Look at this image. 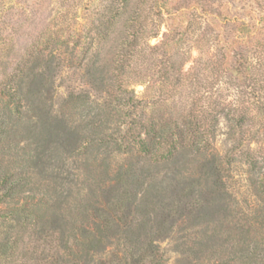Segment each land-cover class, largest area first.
Wrapping results in <instances>:
<instances>
[{"label": "rangeland", "instance_id": "rangeland-1", "mask_svg": "<svg viewBox=\"0 0 264 264\" xmlns=\"http://www.w3.org/2000/svg\"><path fill=\"white\" fill-rule=\"evenodd\" d=\"M154 1L131 0L115 32L108 40H101L95 33L90 37L93 30H89L98 24L111 0H0V79L28 63L48 43L49 48L51 44L60 45L69 34H77L74 40L81 45L92 40L93 46L81 64H54V85L47 92L48 114L66 118L70 128L79 130L82 112L74 107L69 94L89 95L93 100L109 98L103 91L96 92L85 73L98 51L105 59L116 56L124 32L133 30L127 27L126 18L137 10L140 18L135 26L143 36L146 59L171 57L176 71L170 80H162L146 60L142 62L145 76L139 82L135 78L130 81L136 94L147 101L146 116L165 113L166 120H174L183 111L192 110L196 125L208 127L215 122L211 145L221 162L218 184L209 185V200H199L198 196L191 200L198 207L203 205L205 209L199 208L202 214L181 218L170 236L159 243L164 253L162 264H264V199L256 185L257 173L246 156L247 152L257 159L264 156V124L254 125L256 142L250 139L253 136L248 125L233 128L222 112L229 107L252 108L256 101L264 100V96L260 98L264 93V43L258 44L263 30H253L244 37L239 30L242 23L250 28L264 27V0H159L158 6L163 4L161 1L168 3V8H160L161 12ZM51 33L57 42L48 40ZM164 47L168 48L166 57L160 55ZM59 53L63 57L62 50ZM224 59L229 64L236 59L244 63L242 76L223 72L219 67ZM257 83L262 90H257ZM154 101L158 102L153 106ZM29 119H14L8 124L0 167L7 173L29 174L36 187L49 189L52 203L58 202L55 210L63 219H91L87 200H104L103 189L111 184L116 169L136 156L129 152V146L119 150L113 141L126 142L131 124L126 119L113 123L111 127L121 130L122 136L102 137L104 142L98 140L99 151L97 143L86 148L95 136L82 140L87 130L82 127L74 134V143L72 136L55 134L37 156V146L27 133ZM189 156L187 165L181 166L191 167L187 172L193 173L199 157ZM214 197H218L220 212L209 217L205 211L210 210L206 208Z\"/></svg>", "mask_w": 264, "mask_h": 264}, {"label": "trees", "instance_id": "trees-1", "mask_svg": "<svg viewBox=\"0 0 264 264\" xmlns=\"http://www.w3.org/2000/svg\"><path fill=\"white\" fill-rule=\"evenodd\" d=\"M130 1L111 0L110 7L98 18V24L89 30H93L90 37L95 33L99 39L108 40L130 7ZM165 1H161V6H158L159 0L154 1L159 12L168 8ZM139 18L137 10L126 18L127 27L133 30L124 32L121 49L114 58L105 59L98 51L88 64L85 73L88 83L109 98L93 100L89 95L69 94L75 102L74 107L82 112L80 129H87L82 140L95 136L87 142L86 148L97 143L96 151H99L98 140L104 142L102 137L122 136V131L111 125L126 119L131 125L125 140L131 143L127 145L121 139L113 141L119 150L129 146V152L136 156L116 169L111 184L103 189L104 200H87L85 205L92 211V218L80 222L63 219L55 210L58 202L52 203L49 189L42 190L41 185L36 187L31 175L7 173L0 167V264H162L164 253L159 243L170 236L181 218L202 214L199 208L203 205L198 207L191 200L198 196L199 200L208 201L209 185L218 184L221 162L211 145L215 138V122L208 127L196 125L192 110L183 111L174 120H166L165 113L146 116L147 101L131 88L130 80L135 78V82H139L145 76L142 66L145 60L156 70L159 79L170 80L176 76V71L171 57L169 60L146 59L143 36L135 26ZM260 27L250 28L242 23L239 30L243 37L253 30H263L258 43L263 46L264 27ZM75 35L69 34L60 45L51 44L50 48L48 43L45 50L33 54L28 63L0 79V153L8 124L14 119L26 121L30 118L27 133L37 146V156L55 134L64 138L72 136L73 143L77 140L74 134L80 129L70 128L66 118L51 116L45 110L47 95L54 85V64L57 67L81 64L93 46L92 40L81 45L79 40H74ZM52 39L55 40V36L51 33L48 40ZM166 47L160 54L163 57L168 53ZM61 50L63 57L59 53ZM242 66L245 64L238 59L232 64L224 59L219 68L238 77L242 76ZM256 88L262 90L259 83ZM263 96L264 93L260 98ZM157 102L154 101L153 106ZM222 112L231 121V127L248 125L253 136L250 139L258 142L257 131L253 128L264 124L263 99L256 101L252 108L229 107ZM246 154L251 169L257 173L256 185L264 199V156L257 159L251 152ZM189 155H193V159L199 157L193 173L187 172L191 167L181 166L190 161ZM217 199L214 197L208 202L206 209L210 210L205 211L206 216L214 217L220 212ZM246 256H250L248 252Z\"/></svg>", "mask_w": 264, "mask_h": 264}]
</instances>
